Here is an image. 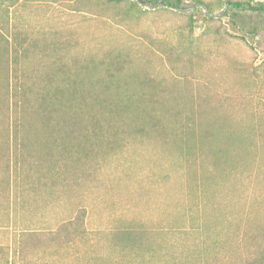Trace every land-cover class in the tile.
<instances>
[{"label": "rangeland", "instance_id": "374dc122", "mask_svg": "<svg viewBox=\"0 0 264 264\" xmlns=\"http://www.w3.org/2000/svg\"><path fill=\"white\" fill-rule=\"evenodd\" d=\"M204 1L0 0V60L111 69L162 125L72 164L44 157L34 117L28 164L0 154V264H264V13Z\"/></svg>", "mask_w": 264, "mask_h": 264}, {"label": "trees", "instance_id": "16d2710c", "mask_svg": "<svg viewBox=\"0 0 264 264\" xmlns=\"http://www.w3.org/2000/svg\"><path fill=\"white\" fill-rule=\"evenodd\" d=\"M147 1L175 9H179L183 2ZM191 1L194 6L208 7L204 0ZM227 3L236 10L264 13L262 2L228 0ZM0 63V154L4 156L7 167L8 163L14 165L13 175L17 173V165L28 164L34 152L30 148L34 117L41 120L43 133L36 141L39 140L44 157L51 161L65 158L72 164L88 161L96 145L113 149L115 142L125 133L162 127L156 112L161 104L158 95L144 92V100L130 96L119 99V88L129 89L112 84L117 73L111 69L106 68L101 79L93 83L91 69L94 68L88 65L89 69L82 72L62 67L29 71L10 65L8 58H2ZM84 77L91 78L89 84L85 83ZM189 120V117L185 119L182 127H188ZM79 218L66 221L58 231H53L51 237L62 233L67 241L81 235ZM117 233L135 245L141 240L139 233L142 232L131 228ZM145 234L144 230V241Z\"/></svg>", "mask_w": 264, "mask_h": 264}]
</instances>
